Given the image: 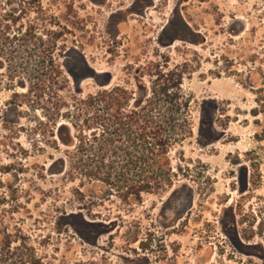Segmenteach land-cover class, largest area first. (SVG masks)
<instances>
[{"label": "rangeland", "instance_id": "obj_1", "mask_svg": "<svg viewBox=\"0 0 264 264\" xmlns=\"http://www.w3.org/2000/svg\"><path fill=\"white\" fill-rule=\"evenodd\" d=\"M0 264H264V0H0Z\"/></svg>", "mask_w": 264, "mask_h": 264}, {"label": "trees", "instance_id": "obj_2", "mask_svg": "<svg viewBox=\"0 0 264 264\" xmlns=\"http://www.w3.org/2000/svg\"><path fill=\"white\" fill-rule=\"evenodd\" d=\"M144 116L147 117V119L149 118V120H147L149 125L157 124L156 122H154V118H157L158 120L164 118V116H162V117L153 116L152 117L146 113ZM151 128L154 130L152 135H151L152 136L151 138H158V136H159L158 133L161 132L160 127L158 125L157 126L154 125ZM140 131H142V132H140V134L138 135V141H140L142 144L141 148H140L141 153H139L137 156L131 155L129 157V160L131 162L130 164H132L134 166L139 165V166H142L145 168H149L148 166H146V165L150 164L149 162H151V164H153L155 162L157 163L158 158H160V157L163 158L162 154L164 155V152L162 153V151H164V142L161 139H157V140L155 139L154 140V146L155 147L152 148L150 146L151 143L146 142V138H147L146 131L144 129L143 130L140 129ZM147 145H149L150 147H147ZM153 150H155V151H153ZM163 160H164V158H163ZM79 165H81V164H79ZM79 168L81 169V167H79ZM146 170H148V169H146ZM152 173H153V171H152ZM155 177H157V176L156 175H154L152 177H146V176L142 177L141 176V179H140V177H138L137 182L133 181V183L135 182V184H136L135 186H133L132 184L128 185L130 188L131 194L134 195V197H135V201L139 200V197L141 196L140 194L142 192L150 189V187H149L150 179L154 180ZM161 183L164 184L163 179H161Z\"/></svg>", "mask_w": 264, "mask_h": 264}]
</instances>
